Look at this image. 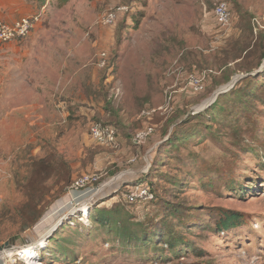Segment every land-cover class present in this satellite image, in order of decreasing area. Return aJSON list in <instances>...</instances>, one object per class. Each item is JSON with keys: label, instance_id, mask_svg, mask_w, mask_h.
Masks as SVG:
<instances>
[{"label": "rangeland", "instance_id": "obj_1", "mask_svg": "<svg viewBox=\"0 0 264 264\" xmlns=\"http://www.w3.org/2000/svg\"><path fill=\"white\" fill-rule=\"evenodd\" d=\"M36 14L0 43V264H264V0H0L8 23ZM142 182L155 200L128 204ZM221 209L242 224L212 231Z\"/></svg>", "mask_w": 264, "mask_h": 264}, {"label": "built area", "instance_id": "obj_2", "mask_svg": "<svg viewBox=\"0 0 264 264\" xmlns=\"http://www.w3.org/2000/svg\"><path fill=\"white\" fill-rule=\"evenodd\" d=\"M213 14L215 20L218 25L227 28L231 23V9L229 4L225 2L218 3L214 10ZM39 14L33 15L31 17H22L12 23H8L5 20L0 18V43H8V42H17L22 41L29 36L31 31L34 29L35 25L39 21ZM114 21V16L109 15L105 23L111 25ZM105 55L102 54L99 60V66H105ZM202 79L201 78H190V84L193 86L195 90L202 89ZM233 86V85H232ZM231 86V87H232ZM144 116L150 117V112H143ZM153 133V128L151 126H146L142 130H138L135 132L133 136V142L137 145L143 144L146 139ZM90 137L93 142L97 143L100 146H113L116 143L117 139V130L111 125H104L101 123H93L90 126ZM89 182L88 177H82L76 182H74V186L83 187L86 183ZM127 202L132 203L135 201H151L153 199V195L148 189L147 185L139 184L134 185L127 191V195L125 196ZM12 258L14 257V263L17 259H22L23 256L20 252H14L13 254H9ZM13 264V263H7Z\"/></svg>", "mask_w": 264, "mask_h": 264}, {"label": "trees", "instance_id": "obj_3", "mask_svg": "<svg viewBox=\"0 0 264 264\" xmlns=\"http://www.w3.org/2000/svg\"><path fill=\"white\" fill-rule=\"evenodd\" d=\"M147 183L142 182V183H137L135 185H139V184L147 185L148 189L150 190V192L153 195V199L151 201H147L150 203V202H153L155 200V197H154L155 193L152 190V187L150 185H148L149 183L148 184ZM127 203L131 205V203H129V202H127ZM173 208H174L173 212H174V215L176 217H184L185 214L183 213L182 210H180L179 208H176L175 206H171V209H173ZM118 213H119L118 209H114V210L99 209V210H97V215L92 217V220H93L95 225H98L99 227H105V226H108L109 224H115L116 220H115L114 216ZM212 216L215 219L212 231H217V232L228 231L230 229H233V228L239 226L243 222L242 216H240L237 213H232V211L224 210V209L218 210V212L215 214H212ZM31 226L27 225L26 227H24V231L30 229ZM163 229L165 231H168V228L166 225H164ZM126 231H127L126 229L121 231L123 236H125ZM185 241L186 240H184L183 237L178 235V232L173 231V230L172 231L169 230V235H167V243L169 244L170 248H175L176 246L181 245ZM35 258L37 260L39 258V256H34V259Z\"/></svg>", "mask_w": 264, "mask_h": 264}, {"label": "bare ground", "instance_id": "obj_4", "mask_svg": "<svg viewBox=\"0 0 264 264\" xmlns=\"http://www.w3.org/2000/svg\"><path fill=\"white\" fill-rule=\"evenodd\" d=\"M34 247H37V245H32V247H29V248H27V249H25V250H22V251H20V253L22 254V256H23V259H30L31 258V256H34L35 254H36V250H34V249H31V248H34ZM9 252H11L10 250H8V251H6V252H4L5 254H7V253H9ZM2 256V254H0V257ZM5 256V255H4ZM32 259V258H31Z\"/></svg>", "mask_w": 264, "mask_h": 264}]
</instances>
